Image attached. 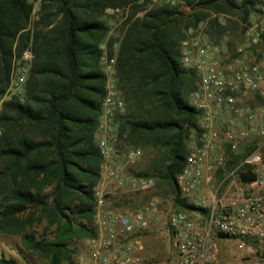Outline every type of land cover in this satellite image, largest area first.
Returning a JSON list of instances; mask_svg holds the SVG:
<instances>
[{
  "label": "trees",
  "instance_id": "trees-1",
  "mask_svg": "<svg viewBox=\"0 0 264 264\" xmlns=\"http://www.w3.org/2000/svg\"><path fill=\"white\" fill-rule=\"evenodd\" d=\"M127 1L42 0L31 21L30 0H0V232L18 234L25 248L44 258L30 264H63L74 252L72 242L96 235L94 186L101 156L95 131L107 79L102 58L113 57L116 43L105 40L102 15ZM191 1L188 13L159 5L127 20L114 79L125 102L117 117L119 135L151 153L144 169L136 171L135 164L129 171L153 179L152 195L163 188L158 193L170 196L174 206L202 209L181 198L176 183L188 137L200 133L198 111L189 101L196 74L180 62L182 29L204 22L209 38L218 41L246 20L252 2ZM26 48L32 59L23 97L2 99L12 59ZM247 153L232 155L226 168ZM237 176L246 182L255 173ZM129 200L120 197L112 205ZM11 262L0 256V264Z\"/></svg>",
  "mask_w": 264,
  "mask_h": 264
},
{
  "label": "built area",
  "instance_id": "built-area-1",
  "mask_svg": "<svg viewBox=\"0 0 264 264\" xmlns=\"http://www.w3.org/2000/svg\"><path fill=\"white\" fill-rule=\"evenodd\" d=\"M235 1L252 2L235 44L194 34L192 27L181 42L180 61L196 74L189 101L198 111L200 133L191 135L176 183L181 198L202 209L171 207L173 264H264V0ZM31 59V49H24L10 87L23 90ZM124 112L125 102L108 77L95 131L101 156L94 186L96 235L86 240L85 264H139L141 237L160 213L163 199L157 195L133 208L112 205L154 189L153 179L129 171L142 150L119 135L117 117ZM245 150L235 167L226 168L232 155ZM238 171H251L255 178L234 182ZM220 239L234 241L230 261H223Z\"/></svg>",
  "mask_w": 264,
  "mask_h": 264
},
{
  "label": "rangeland",
  "instance_id": "rangeland-1",
  "mask_svg": "<svg viewBox=\"0 0 264 264\" xmlns=\"http://www.w3.org/2000/svg\"><path fill=\"white\" fill-rule=\"evenodd\" d=\"M32 2V13L31 21L37 16V10L40 6L42 0H30ZM196 0L191 1L193 4ZM189 0H135L127 1L121 5H115L112 7H107L103 11L102 18L106 21L108 25V32L105 36V40L113 37L116 39L114 44V55L111 59L107 58V62L104 63V70L106 72L107 78L113 80V83L116 85L115 77V61L116 53L119 39L123 36L127 20L134 19L135 17H141L147 10L154 6L159 5H169L175 7L184 13L191 11V7L188 5ZM118 7L119 11L116 12L114 9ZM221 16V15H220ZM221 20H224L222 18ZM242 21L239 23L238 29L233 32L231 35H226L222 37L223 40L233 41L235 44L237 41L239 31L241 30ZM194 34L199 32H206V23H200L197 27L191 28ZM184 32V38L187 36L189 28L182 29ZM181 40V42L184 40ZM180 53H181V43H180ZM18 57L14 56L11 63V71L15 63L17 62ZM181 62V61H180ZM182 65V63H181ZM183 66V65H182ZM184 67V66H183ZM28 72V71H27ZM11 75V74H10ZM107 80V79H106ZM11 95H18L23 97V90H19V86L16 88L10 87V80L6 92L2 96V99L9 98ZM1 110V102H0ZM193 134V133H192ZM188 137L187 143L190 141L191 135ZM244 150V146L240 149ZM246 151V150H245ZM243 151V152H245ZM149 149L142 148V157L136 165V171H140L146 167V164L150 158ZM214 182V180H213ZM234 182H241V179L238 176L235 177ZM163 189V188H162ZM161 188H157V195L163 201L159 204L160 213L157 215L154 224L151 228L145 232L141 239L144 243V250L142 252V259L139 264H173L175 260V253L171 248L170 244V235L167 227L168 214L171 207H174L171 197L160 194ZM160 192V193H158ZM152 196L149 194L136 195L130 198L126 204H122L125 207L133 208L141 204H144ZM37 230H41V225L37 227ZM86 240L81 239L71 243V246L74 247V252L72 253L70 259L65 261L63 264H85L86 257ZM220 244L222 245V256L223 261H230L232 259V249L231 245L234 244V241L227 239H220ZM229 246V248H228ZM0 256L4 259L12 260L9 264H30L33 262H41L44 260L39 253L25 248L22 243L20 236L18 234H7L0 232Z\"/></svg>",
  "mask_w": 264,
  "mask_h": 264
},
{
  "label": "crops",
  "instance_id": "crops-1",
  "mask_svg": "<svg viewBox=\"0 0 264 264\" xmlns=\"http://www.w3.org/2000/svg\"><path fill=\"white\" fill-rule=\"evenodd\" d=\"M208 187H209V185H208ZM204 188H206V187L204 186Z\"/></svg>",
  "mask_w": 264,
  "mask_h": 264
}]
</instances>
